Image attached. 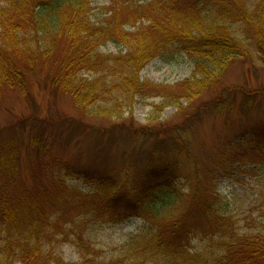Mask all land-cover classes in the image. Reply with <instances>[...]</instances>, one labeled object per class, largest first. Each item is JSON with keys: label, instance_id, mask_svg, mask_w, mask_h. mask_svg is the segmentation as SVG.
I'll return each instance as SVG.
<instances>
[{"label": "trees", "instance_id": "obj_1", "mask_svg": "<svg viewBox=\"0 0 264 264\" xmlns=\"http://www.w3.org/2000/svg\"><path fill=\"white\" fill-rule=\"evenodd\" d=\"M106 43L118 52L102 53ZM174 52L192 61L187 78L173 85L140 79L153 57ZM236 59L264 66V0H111L96 13L90 0H0V105L6 88L30 97L34 79L44 72L51 94L70 97L84 115L104 118L133 143L148 145L139 167L129 159L118 170L91 176L44 157L48 185L34 175L29 189L20 179L21 148L40 157L50 142L33 131L24 142L16 131L3 136L0 130V264H264V210L255 229L242 232L216 190L209 189L196 209L172 206L180 197L178 151L198 116L194 102L210 92L215 113L231 112L235 104L244 112L262 96L244 93L237 103L235 95L224 94L222 78ZM135 96L159 98L155 111L175 106L182 123L134 125L123 113ZM88 126L82 118L70 121L74 135ZM240 133L224 152L237 151L231 155L238 158L246 150L264 152V120ZM232 164L225 160L222 167ZM70 179H83L91 190L71 186ZM133 216L143 219L145 232L121 245L117 255L103 258L91 247L79 262L63 256L71 235L84 244L75 233L81 223ZM199 236L210 246L191 247Z\"/></svg>", "mask_w": 264, "mask_h": 264}, {"label": "rangeland", "instance_id": "obj_2", "mask_svg": "<svg viewBox=\"0 0 264 264\" xmlns=\"http://www.w3.org/2000/svg\"><path fill=\"white\" fill-rule=\"evenodd\" d=\"M110 1L90 0L92 12H98ZM100 51L115 54L118 47L106 43L100 47ZM192 69L193 63L186 55L174 52L172 57H153L139 71V77L156 84L173 85L187 78ZM44 76V72H40L34 79L30 97L22 96L16 88L4 89L0 105V130L3 136L13 130L26 142L27 133L33 131L38 137L50 142L47 145L50 151L40 157L23 146L21 148L20 179L29 189L35 187L34 175H38L48 185L43 173L44 157L47 161H52L54 157L65 160L77 170L88 172L90 176L99 170H118L116 168L124 167L129 159V162L135 161L138 167L141 165V150L147 151V143H133L129 135L125 136L117 127H111L104 118L91 119L84 115L70 97L51 94ZM221 85L227 97L235 95L237 103L244 93L256 95V98L262 96L259 97L257 107L244 112H239L238 104H235L231 112L215 113L208 103L212 97L210 92L202 94L194 102L198 116L191 118L182 140L183 149L178 151L181 171H176L175 184L180 197H174L172 206L196 209V205H200L199 200L202 202L208 190L213 189L225 198L233 225L242 232L253 231L264 210V152L243 151L241 148L239 151H243V155L238 158L231 155L237 151L223 150L227 141L241 135V129L264 120V95L261 94L264 93V66L256 60L236 59L228 66ZM159 100L157 97L140 99L135 96L131 110L124 112L123 118L128 120L131 117L136 126L158 122L181 124L182 117L175 106L154 110L153 105ZM80 118L90 126L74 135L70 121ZM110 122L113 123V119ZM161 137H168V134ZM225 160H228L229 165L233 163L226 171L222 167ZM32 165L35 169H32ZM67 183L85 192L91 190L83 179H70ZM194 196L195 199H192ZM76 232L84 244L79 237L71 235L70 242L61 248L63 256L70 262H79L82 254L87 253L91 247L99 248L103 258L115 256L121 245L134 235L143 234L145 227L142 218L133 216L104 224L100 220H87L85 225L81 223L78 226ZM83 245H87L88 249L83 248ZM190 245L194 248L207 247L210 241L199 236L193 238Z\"/></svg>", "mask_w": 264, "mask_h": 264}]
</instances>
